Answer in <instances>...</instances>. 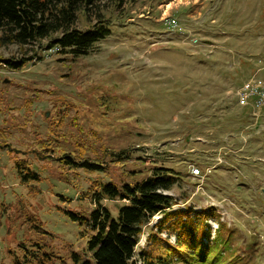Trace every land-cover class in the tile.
<instances>
[{"label": "rangeland", "instance_id": "obj_1", "mask_svg": "<svg viewBox=\"0 0 264 264\" xmlns=\"http://www.w3.org/2000/svg\"><path fill=\"white\" fill-rule=\"evenodd\" d=\"M98 15L110 35L88 55L42 48L25 56L33 60L20 73L0 66V93L11 107L0 112V133L42 179L29 196L10 160L13 152L0 151V264H13L22 258L20 243L35 241L31 222L50 235L47 264H82L88 237L81 238L65 208L89 214L94 206L85 193L92 185L140 182L154 163L183 178L165 192L179 204L173 211L185 203L201 209L194 220L208 230L219 224L221 251L238 264H264V112L255 115L237 96L255 74L264 80V0H126L121 8L105 1L90 25ZM170 18L178 30L166 28ZM77 26L89 28L86 15ZM24 53L0 48V59L19 60ZM54 131V146L65 153L84 149L102 158L107 151L103 161L109 163L125 152L128 159L109 164L105 173L68 172L56 161L39 160L44 154L37 141ZM190 165L212 170L201 188ZM102 205L114 211L119 204ZM164 216V223L177 219ZM162 220L148 224L139 249L147 248Z\"/></svg>", "mask_w": 264, "mask_h": 264}, {"label": "trees", "instance_id": "obj_2", "mask_svg": "<svg viewBox=\"0 0 264 264\" xmlns=\"http://www.w3.org/2000/svg\"><path fill=\"white\" fill-rule=\"evenodd\" d=\"M105 1L121 8L126 0H0V48L16 46L25 52L19 60L0 59V66L20 73L33 60L32 56H25L30 52L36 54L42 48H57L60 54L73 58L88 55L96 44L110 35L102 15H98L96 24L90 25L91 13L98 11ZM83 14L89 23L86 31H81L77 26ZM10 110L7 97L0 93V112ZM57 132L37 141L40 152L44 154L40 161H56L61 169L72 173L99 174L105 173L109 164H120L128 159L125 152L112 155L114 159L109 163L103 161L107 151L102 158L84 149L72 154L65 153L54 146ZM9 140L7 134L0 133V151L13 152V160H10L19 183L32 196L37 191L34 192L31 187L42 182L41 176L29 168L27 159L16 158L22 153L20 149L12 147ZM154 164L149 177L140 182L121 186L113 183L92 185L85 193V200H90L94 206L89 214L65 208V215L81 228V238L88 237L86 246L89 257L82 264H137V260L143 264H233L235 258L219 249L218 235L215 240L204 243L208 229L204 221L196 224L194 216H191L192 211L169 212L175 200L163 193L180 187L183 178L180 172L167 169L166 164ZM205 165L200 168L204 169ZM104 201L119 205L111 211L102 205ZM167 212L173 216L172 219H177L164 223ZM157 216L163 219L157 225L160 229L151 230L149 245L139 249L148 224ZM29 229L35 241L28 246L20 243L18 249L22 258L16 256L13 264H47L52 258L45 245L50 238L49 233L36 222H31ZM163 233L169 237L175 235V244H170L168 238L164 239ZM72 259H78L75 253Z\"/></svg>", "mask_w": 264, "mask_h": 264}, {"label": "built area", "instance_id": "obj_3", "mask_svg": "<svg viewBox=\"0 0 264 264\" xmlns=\"http://www.w3.org/2000/svg\"><path fill=\"white\" fill-rule=\"evenodd\" d=\"M164 25L166 26L167 29H170L172 31L178 30L179 29V23L178 21H176L173 18L168 19ZM194 43H197L196 40H194ZM50 53H53L55 51H58L57 48H52L48 50ZM237 96L239 97V103L241 106H251L254 111H255V115H259V113L264 112V80H262L261 78H259L257 76V74H255L251 79H249L248 81H246L243 86L237 91ZM211 169H207L205 173H203V171L198 168L195 165H190L189 166V173L190 176L197 181L198 183V187L197 188H201L202 184L205 180V178L211 174ZM200 183V184H199ZM165 195V192L163 193ZM166 196V195H165ZM189 203H185L184 206H178L179 210L177 211H173L172 209L174 207H177L175 205H179L177 204V201H175V203H173L172 208L170 209V213L171 212H181V213H186L188 211H192L191 215L192 216H199L198 214H201V209H194ZM194 209V210H193ZM159 217L162 218V216H157L154 218V220L159 219ZM153 220V221H154ZM157 222V221H156ZM218 229V225L217 224H213L211 225V233L210 235H208L204 241L205 243H207L208 241H211L214 239L215 237V233L216 230ZM162 237L164 239H169L170 243H174L176 241V237L174 235L172 236H168L167 234L163 233ZM141 243V242H140ZM137 264H143V262L139 261Z\"/></svg>", "mask_w": 264, "mask_h": 264}, {"label": "clouds", "instance_id": "obj_4", "mask_svg": "<svg viewBox=\"0 0 264 264\" xmlns=\"http://www.w3.org/2000/svg\"><path fill=\"white\" fill-rule=\"evenodd\" d=\"M140 244V243H139Z\"/></svg>", "mask_w": 264, "mask_h": 264}]
</instances>
